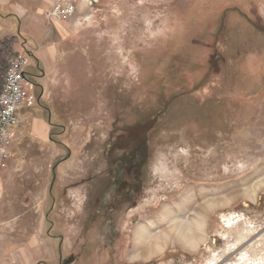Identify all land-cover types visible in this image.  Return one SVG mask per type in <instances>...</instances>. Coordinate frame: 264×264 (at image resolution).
<instances>
[{
	"label": "rangeland",
	"instance_id": "rangeland-1",
	"mask_svg": "<svg viewBox=\"0 0 264 264\" xmlns=\"http://www.w3.org/2000/svg\"><path fill=\"white\" fill-rule=\"evenodd\" d=\"M49 1L32 6L33 52L56 51L41 73L51 148L27 136L0 169V264H264V0H99L59 22ZM27 41L0 35V88ZM164 212L203 217L196 248L170 232L138 256Z\"/></svg>",
	"mask_w": 264,
	"mask_h": 264
},
{
	"label": "crops",
	"instance_id": "crops-1",
	"mask_svg": "<svg viewBox=\"0 0 264 264\" xmlns=\"http://www.w3.org/2000/svg\"><path fill=\"white\" fill-rule=\"evenodd\" d=\"M33 1L34 0H0V35H6L10 32L18 33L19 31L21 36L28 38L27 46L30 47L29 49H31L32 52L30 58L37 62V67L40 66L38 74L34 77L35 79L32 80L33 98L30 108H33L34 113L30 116L28 126L26 128L22 127L23 124L16 128V136L10 146V150L12 149L15 142L25 140L27 136H31L33 138L31 141L32 145L28 146H32L38 151L41 149L49 150L51 148L50 132L53 129V124L51 123V120L49 121L39 117L41 113L40 99L44 83V81H42L44 78L41 77V73L43 70V61L52 58L54 60L56 51L54 47H48L43 51L33 52L35 50L33 48H36L34 41L41 40L38 37L41 27L38 21V14L33 10ZM36 9L37 11H41V8ZM30 58L27 69L31 66ZM35 91L38 93L37 97L34 94ZM23 122L24 117H22V123ZM40 155L41 154L38 153L35 157H33V161L35 160L34 162H39V158L41 157Z\"/></svg>",
	"mask_w": 264,
	"mask_h": 264
},
{
	"label": "built area",
	"instance_id": "built-area-1",
	"mask_svg": "<svg viewBox=\"0 0 264 264\" xmlns=\"http://www.w3.org/2000/svg\"><path fill=\"white\" fill-rule=\"evenodd\" d=\"M99 0H50L45 16L50 22H59L76 15L80 7L91 9ZM24 49L11 57L2 77L0 88V169L12 158L10 146L15 139V130L22 124L21 111L28 99L25 90L26 69L31 55Z\"/></svg>",
	"mask_w": 264,
	"mask_h": 264
},
{
	"label": "bare ground",
	"instance_id": "bare-ground-1",
	"mask_svg": "<svg viewBox=\"0 0 264 264\" xmlns=\"http://www.w3.org/2000/svg\"><path fill=\"white\" fill-rule=\"evenodd\" d=\"M168 223L167 231L151 232L147 229H142L140 233L137 234V245H135L134 250L138 252V256H143L148 258L151 254L156 251L162 250L163 246L166 245L168 239L170 238V232H174L180 241L187 247L195 249L198 241V237L193 232V228L200 232L203 227V217L197 215L191 223L184 221L183 218L175 216L172 212H164L162 215ZM140 231V230H139Z\"/></svg>",
	"mask_w": 264,
	"mask_h": 264
}]
</instances>
